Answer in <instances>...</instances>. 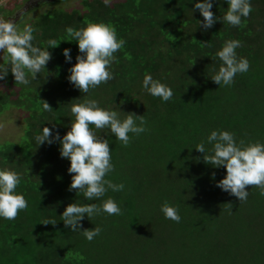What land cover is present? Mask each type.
<instances>
[{
	"label": "trees",
	"instance_id": "1",
	"mask_svg": "<svg viewBox=\"0 0 264 264\" xmlns=\"http://www.w3.org/2000/svg\"><path fill=\"white\" fill-rule=\"evenodd\" d=\"M13 1L12 13L3 19L39 29L33 43L42 48L49 39L61 41L49 47L52 59L29 85L17 86L11 71L0 80V114L20 109L26 125L18 140L0 143V168L22 174L17 191L29 205L15 220L0 218V264H264V196L249 187L247 201L240 203L216 186L226 167L206 164L195 148L203 142L210 152L207 137L213 130L234 133L237 143H264V0H251L243 26L217 19L207 31L195 9L198 0H111L110 6L80 0L71 8L45 9L55 0ZM227 8V0H213L218 18ZM36 10L39 14L28 19ZM89 22L114 25L126 43L111 66L115 78L84 94L68 79L80 53L78 41H67L66 29ZM230 39L241 42L237 56L247 58L250 68L231 86H219L211 78L222 64L216 53ZM146 74L170 86L172 99L164 102L144 90ZM85 97L118 111L121 119L133 112L145 115L148 129L130 134L126 147L110 129L97 131L112 149L115 170L106 179L125 188L109 189L96 201L69 191L71 161L61 157V143L35 140L45 126L53 138L59 131L62 140L75 120L72 104ZM42 100L51 112L42 111ZM108 197L122 215L101 213L91 220L85 214L81 231L102 228L92 241L65 228L61 215L68 204H102ZM165 201L179 206V223L161 212ZM44 219L57 223L45 225Z\"/></svg>",
	"mask_w": 264,
	"mask_h": 264
},
{
	"label": "clouds",
	"instance_id": "2",
	"mask_svg": "<svg viewBox=\"0 0 264 264\" xmlns=\"http://www.w3.org/2000/svg\"><path fill=\"white\" fill-rule=\"evenodd\" d=\"M103 3L110 6L111 0H103ZM227 3V12L218 18L212 11L213 0H198L195 9H198L204 18L202 25L205 31L210 29L217 19H222L233 27L243 26L242 18L249 17L253 10L251 0H227ZM38 31L39 29L29 24L21 28L18 22L11 18L0 19V59L3 60V63H0V80H4L11 71L17 86H27L47 68L52 59L49 47H57L61 40L49 39L46 41L47 46L42 48L33 43L36 40L34 33ZM66 33L70 37L67 41H78L80 54L76 57L77 62L69 69L68 77L76 88L86 94L115 78L111 66L117 61L115 54L123 49L126 41L118 38L114 25L89 22L79 30L68 27ZM239 47H242V44L238 39H230L216 53L222 64L211 78L219 86H231L238 73L249 70L250 61L237 56L236 49ZM63 55L67 61H71L70 49L65 48ZM143 89L164 102L171 100L174 95L170 86L153 79L150 74H146L143 79ZM52 110V106L42 100V111ZM71 113L75 120L71 122L70 130L62 140L59 131L53 138L52 129L45 126L42 134L35 137L37 144H52L54 139L61 143V157L71 161L68 168V172L72 174L69 191L82 192L87 201L102 199L109 189L113 192L123 191L124 183L117 184L106 179L108 174L115 170L112 149L108 139L98 135L97 131L110 129L122 146L126 147L132 141L130 134L139 136L148 131L145 115L133 112L121 119L118 111L101 107L97 100L87 97L82 102L72 104ZM207 141L212 144L210 152L206 150L203 142L195 148L204 153L203 161L206 164L216 168L226 167L227 174L217 183V187L238 198L240 203L247 201L249 187L258 188L259 195L264 196V143L257 141L246 144L244 140L237 143L235 134L227 130H213ZM22 178V174L16 170L0 168V218L15 220L21 211L27 210L28 200L23 193L17 191ZM231 210L230 208L229 211ZM161 212L166 219L176 223L181 221L179 206H173L168 201L161 205ZM101 213L110 216L122 215L119 204L112 197H108L102 204L70 203L63 211L61 220L64 221L65 228L70 227L74 232L79 230L88 241H92L102 232V228L96 226L81 231V222L85 214L92 220ZM41 222L45 225L57 223L49 219Z\"/></svg>",
	"mask_w": 264,
	"mask_h": 264
},
{
	"label": "rangeland",
	"instance_id": "3",
	"mask_svg": "<svg viewBox=\"0 0 264 264\" xmlns=\"http://www.w3.org/2000/svg\"><path fill=\"white\" fill-rule=\"evenodd\" d=\"M79 1L80 0H55L50 3L47 1L43 9L48 6V8H71L78 5ZM13 5L14 1L12 2V0H6L0 3V19H3L4 13H6V15L12 13ZM38 14L39 11L36 10L27 17L30 19L31 17H36ZM0 56H2V53H0ZM0 63H3L2 59H0ZM9 109H7L5 113L0 114V143L7 139L14 141L18 140L24 133L26 127L23 111L17 108Z\"/></svg>",
	"mask_w": 264,
	"mask_h": 264
},
{
	"label": "built area",
	"instance_id": "4",
	"mask_svg": "<svg viewBox=\"0 0 264 264\" xmlns=\"http://www.w3.org/2000/svg\"><path fill=\"white\" fill-rule=\"evenodd\" d=\"M4 1H6V0H0V3L4 2Z\"/></svg>",
	"mask_w": 264,
	"mask_h": 264
}]
</instances>
